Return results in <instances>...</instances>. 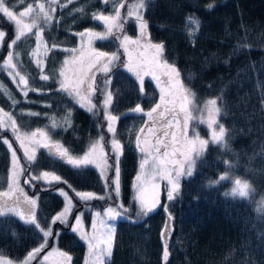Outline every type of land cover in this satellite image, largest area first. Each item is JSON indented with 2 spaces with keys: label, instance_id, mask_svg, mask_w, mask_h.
Here are the masks:
<instances>
[{
  "label": "trees",
  "instance_id": "1",
  "mask_svg": "<svg viewBox=\"0 0 264 264\" xmlns=\"http://www.w3.org/2000/svg\"><path fill=\"white\" fill-rule=\"evenodd\" d=\"M40 3L45 5L51 21L35 27L12 49L16 70L28 80V94L23 95L19 81L9 77L8 69L0 65V109L3 110L0 117L10 113L19 132H37L36 140H44L40 131L47 133L50 145L58 142L73 158H82L103 135L101 143L110 167L103 175L102 169L94 164L76 168L41 145L34 146L37 159L29 163L10 128L0 129V138L9 140L20 167L26 169L21 177L39 176L43 172L50 173L49 181L51 175L61 177L60 182L51 183L43 179L32 180L31 184L20 181L28 197L37 201L30 210L21 206L22 211L30 212L36 224L53 233L33 264L39 263L51 245L68 253L71 264H83L86 243L71 230L72 221L82 213V224L86 227L91 211L100 212L106 205H116L123 215L115 220L112 255L105 264H264V0H151L142 10L148 24L147 40L165 45L164 59L180 70L182 82L196 100L217 99L220 108L217 119L227 132L224 146L210 141L205 153L196 158L193 177L181 178V189L173 200L167 199L164 187L159 184L157 207L148 216L140 217L135 215L132 192L138 152L128 142L134 116L127 111L138 104L143 110L149 109L157 99V90L150 80L144 79L141 93L140 83L121 66V59L113 63L108 74L96 69L92 72L97 84L110 78L105 91L111 92L113 102L108 111L119 117L115 138L121 141L123 150L117 195L112 185L115 167L109 143L112 134L106 131L102 96L96 93L92 97L96 108L89 112L87 103L81 108L77 98L59 88V70L68 51L83 42L87 47L83 61L92 55L87 39L81 41L77 33L94 31L101 25L92 16L105 8L104 0H56L55 3L6 0V6L15 13L28 4L37 10ZM122 23L123 32L135 34L133 22L122 19ZM0 27L7 33L0 47L1 61L9 51L7 45L12 37V24L3 14H0ZM38 31L41 32L39 43L35 36ZM92 48L117 52L121 57L114 34L93 40ZM35 59L42 62L43 71L36 66ZM85 67L87 71L88 66ZM42 74L49 79L42 81ZM25 143L28 146L30 141ZM99 152L98 147L97 156ZM10 156L8 146L0 139V192L8 184ZM226 171L249 184L247 197L233 196L229 179L210 183L218 181ZM59 188L66 191L75 205L68 226L59 221L52 223L65 203ZM76 191H91L105 199L83 202L75 196ZM121 204L129 211L124 212L119 207ZM42 243L43 233L35 224L22 222L11 213L0 217V255L19 260ZM165 245L169 253L166 261Z\"/></svg>",
  "mask_w": 264,
  "mask_h": 264
},
{
  "label": "snow or ice",
  "instance_id": "2",
  "mask_svg": "<svg viewBox=\"0 0 264 264\" xmlns=\"http://www.w3.org/2000/svg\"><path fill=\"white\" fill-rule=\"evenodd\" d=\"M21 3L24 0H20ZM56 0H53L55 3ZM71 2V0H69ZM105 3H108V0H104ZM151 0H136L132 7L127 12V17H133L137 22V27L141 37H144L146 34V29L148 27L147 21L142 15V10L146 8L147 3H150ZM66 6V5H65ZM124 3H118L114 6V14L104 15L102 13L93 14L92 19L100 21L103 23L105 31L97 32L93 30H85L77 33L82 39L87 37V44L91 50L92 55L89 57L88 63V72H92V69H96L99 72L108 74L112 71L111 66L115 61L120 59L117 52H104L99 51L95 48H92V42L95 39H106L108 36L114 34L115 31L123 32L124 23L121 22V8H124ZM212 6L209 5V8ZM37 8L43 13V20L45 23L51 21V15L45 11V5L40 3L37 4ZM34 9L31 4L25 8L24 11H20L18 14L13 10H10L6 6V0H0V14H3L7 18V21L14 24V37L8 44L9 51L6 54V58L3 61V66L8 69L7 75L11 77L14 81L17 76H19L18 87L21 88V91L24 96L28 94V80L16 72L15 69L17 65L13 63L14 60V51H12L13 46L17 44L23 37L33 32V28L36 26L35 21L32 23L25 22V18H28ZM55 11V9H52ZM77 11H82V9H77ZM125 18V19H126ZM198 23V21H197ZM7 33L3 30H0V45H2ZM36 40L39 43L41 41V32L35 33ZM120 40V46L124 48L125 52H128V44H138V39H132L128 35H123L117 37ZM55 47V45H53ZM148 47L154 50L153 63L157 67H162L165 69L163 75L166 78V83L163 87H160V97L159 102H157L154 107L145 113L148 117V121L151 122V126L147 128V135L143 142L139 135L136 137V147L140 153L144 154V158L140 163V172L136 176L137 184V195L136 201L139 203V211L135 213L137 217L148 216L149 213L157 207L158 203V192L159 184L156 182L158 179H163L167 181L168 190H167V199L169 201L174 199L176 193L181 189V178L182 177H193L196 158L202 156L211 140L212 144H219L224 146V141L226 137L227 129L223 123L218 122V115L220 113V108L217 107V99H210L206 102L207 109V118L195 117L193 115V97L194 94L190 89L185 87L184 83L181 80L180 70L175 66L174 63H169L164 59L165 45L163 43H151ZM48 50L45 49V52ZM75 52V49L70 50ZM35 53L33 56L35 57ZM131 60V56H129ZM80 61H83V53L80 55ZM34 63L38 68L42 69V62L39 59H35ZM69 63H76V58L74 57L72 61L65 60L64 64L68 65ZM227 63V61H225ZM128 68L129 72H133L139 80L140 83V92L144 91V76L151 75L154 80L157 81L159 86L160 77L157 76L154 72L145 70L142 66L138 65L133 67L131 63L125 65ZM60 76L64 79L59 81L60 90L67 92L70 96L77 98V102L80 104L81 108L85 107L87 103V110L92 112L96 108V104L92 103V97L99 93L103 99L100 103L104 109V119L107 121L106 131L109 134H112V139L109 141L111 145V153L115 159V179L112 181V185L115 186V191L117 195L119 194V159L122 154L123 145L121 141L116 137L117 128L116 123L119 117L117 115H112L108 109L113 102V97L111 92H106L105 89L110 85V78L105 79L102 84L96 83L95 75H87V73H81L79 79L70 81L65 77V72L60 71ZM40 79L42 81H47L49 77L47 75H41ZM32 91H38L37 89H31ZM3 110L0 109V112ZM135 113L143 112L142 107L138 104L134 109ZM198 111V110H197ZM33 115H39V113H33ZM182 115V120H181ZM197 122L206 124L207 128L211 130V137L209 139H203L199 136V133L193 131L191 138L188 135V129L190 122L193 120ZM179 126L180 136L178 137L175 134L174 129ZM55 127V124L53 125ZM10 128L11 132L15 136V139L20 142V147L24 148V156L29 163L36 161V149L33 147L31 150L25 148V141L31 139V142L36 145H41L44 148H50L54 151V154L57 155L61 160H66V163L76 167H84L90 164H94L97 168H101V175H103V170L110 167L108 164V157L104 152L103 144L104 136L101 135L99 140L92 144L89 151L82 158H73L69 154V150L64 148L58 142L49 144L47 140V133L40 131V136L44 137V140H36L37 132H32L31 136L27 135L22 136L16 126V121L12 118L10 113H4L3 117H0V129L8 130ZM173 129V131H169ZM141 133L145 132L144 128L140 129ZM157 132H160L161 135H157ZM171 138V143L168 142V138ZM154 138V142H153ZM2 139V143L7 145L11 149L12 145L6 138ZM99 147L100 152L99 156L96 155L97 148ZM164 149L161 152V149ZM171 149V151H169ZM12 157H16L15 150L11 152ZM228 164V161L224 162ZM231 168V165H229ZM26 169L19 166V160L16 159L13 166V173L9 179L8 190L0 192V217L5 216L7 213H14L22 222L27 224H35L36 228L40 229L43 233L44 243L40 244L39 247L34 248L32 251L27 253L26 258L21 262V264H31V261L36 259L37 255L43 251L47 246L48 237L52 236L50 230H45L41 228L40 224H36V219L34 215H31L30 219L26 218L24 212H22L21 206L31 205L35 206L37 201L33 198L28 197L24 192V189L20 187V182L17 177L24 175ZM50 176L49 172H43L39 176L29 175L27 179L24 180L25 184H31L32 180L43 179L49 183L52 181L60 182L61 177L58 175H51V180L48 178ZM228 179L227 175H221L218 181H211V184H217ZM112 185H109L110 187ZM71 187V185H69ZM248 183H242L240 179L235 181V187L232 188L231 194L233 196L238 195L239 197L248 196ZM149 192L151 195H149ZM60 194L65 197V207L63 211L55 216L52 220V223L59 221L60 223L68 226V217L72 212L75 205L68 194L60 190ZM225 195H229L225 193ZM75 196L83 202H88L94 199H105L104 196H97L91 191H76ZM21 197L23 200L21 201ZM11 201V204H9ZM120 208L124 212H128L129 209L125 208L124 205H120ZM96 217L98 219L92 222L93 234L90 236L87 232L83 231L80 228L82 222V213L77 214L75 217V224L71 227V230L81 233V238L87 241L88 251L90 260H86L85 264H105V257H111L112 248H113V231L111 225L106 223V219H115L121 215V212H118L115 207L109 206L103 213L101 218V213L96 212ZM171 220V216H169ZM167 235V232H165ZM51 255V253H49ZM58 255L62 258L63 264H71L72 257L66 252H58ZM169 253L167 250V245L164 246L163 258L166 261L168 259ZM45 260L47 257L44 258ZM0 264H13L12 260L6 259L3 256H0Z\"/></svg>",
  "mask_w": 264,
  "mask_h": 264
},
{
  "label": "rangeland",
  "instance_id": "3",
  "mask_svg": "<svg viewBox=\"0 0 264 264\" xmlns=\"http://www.w3.org/2000/svg\"><path fill=\"white\" fill-rule=\"evenodd\" d=\"M135 2H136V0H108V3L104 2L105 3V8L99 13H102L104 15L114 14V6L116 4H118V3H124L125 4V7L120 9V11H121V22H122V19L125 20V21L129 20L130 22H133L135 27H136L135 34L134 35H129V34L125 33V32H121L118 35L119 31H115L114 35H115V37L119 36V37L122 38V36L126 34L129 37H131L132 39H138L139 43L138 44H128V46H127L128 47V52H125L124 48H122L120 46V40L117 39L118 48H119V51H120V54H121V57H120L121 66L126 71H128V68L125 67V65H128L129 63H131L133 67H136V66L140 65L145 70L152 71L157 76L160 77V82H159V86H158L157 81L154 80L151 75L144 76V79H148V80H150L153 83V85L155 86V88L157 90V94H158L156 101L151 105V107L149 109H147V110H143V112H141V113H135V112L132 111V109L127 111L128 114H131L132 116H134L133 119L130 122L131 123V128H130V131H129V134H128V142L131 143V145L138 152L137 167H136V171H135V174H134L133 180H132V192H133V201L136 204V210L139 211V203L135 199L136 195H137V184H138V181L136 180V176L140 172V167L139 166H140V163H141L142 159L144 158V154L140 153L138 148L136 147V137H137V135H139L142 142L145 139V137L147 135V128L151 126V122L148 121V117L145 115V113L147 111H149L152 107H154V105L157 102H159V97L161 95L160 87H163L165 85L166 78L163 75L165 69L162 68V67H157L153 63V56H154L155 53H154V50L152 48L148 47V45L151 44V43L147 40L146 34H145L144 37H141L140 33H139V30H138V27H137L136 20L133 17L126 18L127 17V12L129 11V9L132 7V5ZM24 10H21V11H24ZM45 11H47V10H45ZM33 20L35 21V24H36L35 27H37V26H39L41 24H45V22L43 20V13H41L40 10H38V9L34 10L33 13H31L28 18H25V22H27V23H32ZM11 24H12V37L9 40L8 44L10 43V41L14 37V27L15 26H14L13 23H11ZM35 27L33 29H35ZM0 30L4 31V29L1 28V27H0ZM94 31L104 32L105 28H104L103 23L101 22V25L98 26V28L96 30H94ZM80 39L82 41L84 39H87V37H85L83 39L80 37ZM0 47H1V45H0ZM72 49H75L76 51L75 52L70 51ZM86 49H87V47L83 45V42H80L75 47H72L68 51L67 56L64 57V59H63V61L61 63V67H60V70H59V75H60V71L63 70L65 72V77L68 80H70V81H74V80L79 79L80 76H81V73H87V75L91 76L92 72L94 71V69H92V72L89 73L88 69L86 71V67H85L86 65L88 66L89 59H87V61H82V62L80 61V55H81V53H83V56H84V53L86 52ZM129 56H131V60H129ZM74 57L76 58V63H69L68 65L64 64V61L66 59L69 60V61H72ZM5 58H6V55L1 59L0 65L3 66V61H4ZM15 71L19 72L16 69H15ZM128 73H130L135 78V80L139 82L138 78L136 77V75L133 72H129L128 71ZM19 74L21 76H23L20 72H19ZM16 79H17V81H19V76H17ZM62 79H64V77L60 76V80H62ZM102 99H103V97H101V101H102ZM210 99H212V98H203V99H200V100H196L195 96L193 97V106L192 107H193V115L195 117H201L202 116L205 119L207 118V109H206L205 105H206V102L208 100H210ZM262 107H263V111H264V101H263ZM181 120H182V115H181ZM106 127H107V125H106ZM141 128L145 129L144 133L140 132ZM174 131H175V134L179 137L180 136V128H179V126H177ZM193 131L199 133V136L201 138L210 140L211 130L207 128L206 124L199 123V122H197V120L194 119L192 122H190L189 129H188V135H189L190 138H191V136L193 134ZM20 134L22 136H24V135H27L28 137L31 136L30 133L20 132ZM12 135H13V133H12ZM158 135H161V133H159ZM13 138L17 142V144L20 146V142L15 139L14 135H13ZM110 139H112V138L110 137ZM29 141H30L29 145L27 146L26 143H25L24 147L28 148L29 150H31L36 144L31 143V139L26 140L27 143ZM153 142H154V138H153ZM168 142L171 143V138L170 137L168 138ZM21 149H23V151H24V148H21ZM12 150H14V149L11 147V149H9L10 155H11ZM163 151H164V149L162 148L161 152H163ZM169 151H171V149H169ZM16 159H18L17 156L15 158L12 157V155L10 156V167H9L8 183H9V179H10L12 173H13V166H14V163H15ZM19 166H20V163H19ZM104 173H105V169L103 170V174ZM222 175H227L228 176V179L230 180V182H229L230 183V190L232 191V188L235 187V181L237 179H239V178L233 176L229 171L224 172ZM17 178L19 179V182L27 179L26 176H24V177L19 176ZM114 179H115V167H114V173L112 175V180H114ZM240 180H241L242 183H246L244 180H242V179H240ZM156 182L158 184H162V186L164 187L165 193H167V190H168L167 181L163 180V179H158ZM20 184H21V182H20ZM61 189H63V188H59L58 191L60 192ZM113 189L115 191V186L114 185H113ZM7 190H8V184H7V186H6L4 191H7ZM63 191L66 192L64 189H63ZM24 192H25V190H24ZM115 193H116V191H115ZM149 195H151L150 192H149ZM63 200L66 203L64 196H63ZM65 203H64V206H63L62 209H64ZM109 206L115 207L116 210L118 212H120L119 208H117L116 205H106L100 211L101 218H104L103 217V213ZM20 210L22 211V208ZM62 211L63 210H61L58 214H60ZM22 212L25 213L26 218H29V219L31 218V215H29L28 211L27 212L22 211ZM96 212H99V211H97L95 209L91 211L90 216H89V220H88V223H87L86 227L83 226L82 222H81V225H80V228L83 229V231L87 232L90 236L93 234V230H92V227H91L92 222L94 220L98 219L96 217V215H95ZM11 214L15 215L14 213H11ZM121 215H123V214L121 213ZM116 218L115 219H107V218H105L106 219V223L111 225L112 228H114V223H115ZM74 224H75V218L72 221V226ZM45 230H48V229H45ZM77 233L81 236L80 232H77ZM84 241L86 243L87 249H86V253H84V255H83V264H85L86 260H90L87 241L86 240H84ZM58 252H61V251L58 250L54 245L49 246L46 249V251L42 254V256L40 257V260H39L38 264H63V260L58 255ZM49 253H51V255H49ZM0 256H2V255H0ZM26 256H27V254L25 256H23L19 260H12L13 264H21V262L26 258ZM3 257L6 258V259H9V258H7L5 256H3ZM45 257H47L46 260L44 259ZM106 259H107V257H105V260ZM9 260H11V259H9Z\"/></svg>",
  "mask_w": 264,
  "mask_h": 264
},
{
  "label": "water",
  "instance_id": "4",
  "mask_svg": "<svg viewBox=\"0 0 264 264\" xmlns=\"http://www.w3.org/2000/svg\"><path fill=\"white\" fill-rule=\"evenodd\" d=\"M25 206H26V210H30L31 207H32L31 205H25ZM46 247H47V246H46ZM46 247H45V248H46ZM45 248L43 249V251L45 250ZM43 251H42V252H43ZM42 252H40V253L37 255L36 259L38 258V256H39ZM36 259L32 260V261H31V264H33V263L35 262Z\"/></svg>",
  "mask_w": 264,
  "mask_h": 264
},
{
  "label": "flooded vegetation",
  "instance_id": "5",
  "mask_svg": "<svg viewBox=\"0 0 264 264\" xmlns=\"http://www.w3.org/2000/svg\"><path fill=\"white\" fill-rule=\"evenodd\" d=\"M175 129H176V128H175ZM175 129H174V130H175ZM172 130H173V129H169V131H172ZM159 133H160V132H157V135H158ZM10 202H11V201H10Z\"/></svg>",
  "mask_w": 264,
  "mask_h": 264
}]
</instances>
